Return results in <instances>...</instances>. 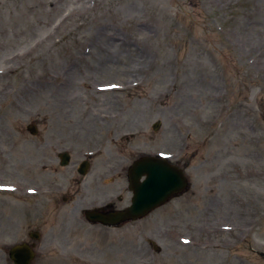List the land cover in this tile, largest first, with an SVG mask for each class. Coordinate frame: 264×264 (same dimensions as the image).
<instances>
[{"label":"rangeland","instance_id":"rangeland-1","mask_svg":"<svg viewBox=\"0 0 264 264\" xmlns=\"http://www.w3.org/2000/svg\"><path fill=\"white\" fill-rule=\"evenodd\" d=\"M111 106L127 149L139 128L151 150L183 144L189 189L116 230L63 222L48 198L35 220L10 188ZM0 178L18 218L0 221V264L28 230L46 245L33 264L80 246L88 264H264V0H0Z\"/></svg>","mask_w":264,"mask_h":264},{"label":"flooded vegetation","instance_id":"flooded-vegetation-1","mask_svg":"<svg viewBox=\"0 0 264 264\" xmlns=\"http://www.w3.org/2000/svg\"><path fill=\"white\" fill-rule=\"evenodd\" d=\"M105 106L108 105L105 103ZM109 110L112 115L111 119H102L100 122L81 119L77 121V126L74 129L66 130L67 134H64L65 139L61 143H58L56 139L51 141L47 159L42 163L45 165L42 169L46 171V176L42 180L38 181L39 178L33 177L26 180L24 185H18V187L15 185L10 188L13 192L8 194L18 202L23 201L24 198L30 201L29 210L35 220H38L40 215H44L43 211H40L42 204L40 201L48 198L53 204L50 212L57 217H61V213H64L63 222L88 223L91 226L116 230L146 222L156 210L170 204L175 205L189 189V178L186 174L189 164L182 151L183 144L179 145L180 150L172 152L151 150L153 147L149 145L150 129L139 128L126 139L130 141L143 131L146 138L143 141V146L137 144L133 146L134 149L129 150L127 149L128 144L119 142L118 120L114 118L116 117L115 109L112 107ZM153 167L158 170L154 176L160 184L166 179V174H173V172L180 181V171L186 176L188 182L185 191H181L180 186L175 185V193L169 195L164 204L153 211H147L144 207L147 204L150 205L152 200L150 187L152 186L151 170ZM5 180L6 178H0V184L5 183ZM25 189L29 190L30 194H24ZM161 191L166 192L167 189ZM136 203L143 204V209L140 212H146L144 215L138 218L124 219L121 216H114V214L125 212ZM5 204V201L4 203L0 201V211L2 212L0 221L2 222L3 218H6L17 222L18 218L12 214V211L7 214ZM6 206L8 205L6 204ZM16 212L18 213L17 209ZM89 213H100L105 215V220L108 222L120 223L106 225L100 221L95 222L89 217ZM39 236L40 234L36 230H28L24 240L17 244L29 245L35 251L36 258L37 251H42L46 247L41 243L36 247V243L31 241ZM71 240L69 236V242ZM15 245H12L9 254ZM67 250H69L67 258L70 262L68 264H88V262H83L89 256L83 246L75 251L73 248H67ZM91 257L93 259V253H91ZM33 261L30 264H33Z\"/></svg>","mask_w":264,"mask_h":264},{"label":"water","instance_id":"water-1","mask_svg":"<svg viewBox=\"0 0 264 264\" xmlns=\"http://www.w3.org/2000/svg\"><path fill=\"white\" fill-rule=\"evenodd\" d=\"M157 128V126H155ZM29 129L33 134H36V130L34 129V125L31 124L29 125ZM155 171L157 172L156 168H152L151 172H152V177H151V181H152V186L150 188V192H151V204H147L145 205L144 208L147 209V211H149L150 209H154L156 208V206H158L161 202L165 201L166 199V194L170 195V193L173 192V189L175 187L176 181H175V177L173 176V178L171 179V174L168 173L166 174L167 176V180H163V183L160 184V182L156 179L155 175ZM179 174H182L181 171L179 172ZM181 176V175H180ZM182 177V176H181ZM174 182V183H172ZM180 187L184 188L186 187V178L183 175L182 180H180ZM164 188H167V191H161L164 190ZM148 193V190H146ZM143 194V193H142ZM144 196V194H143ZM142 196V197H143ZM142 205H139L138 203L134 204L131 208H129V210L122 212L121 214H114V216H121L122 219L124 218H128V217H135L138 215H142L145 212H140V210H142ZM89 217L93 219V221H103L104 223H111V222H106L105 219V215L103 214H99V213H89ZM118 223V222H116ZM34 251L26 244H19L15 247L12 248L10 255L11 258L15 261V264H30V262L32 261V259L34 258Z\"/></svg>","mask_w":264,"mask_h":264}]
</instances>
